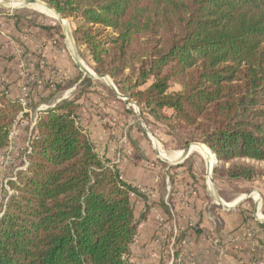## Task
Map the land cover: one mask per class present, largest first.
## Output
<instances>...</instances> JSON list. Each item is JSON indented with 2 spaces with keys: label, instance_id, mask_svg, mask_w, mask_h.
<instances>
[{
  "label": "trees",
  "instance_id": "obj_1",
  "mask_svg": "<svg viewBox=\"0 0 264 264\" xmlns=\"http://www.w3.org/2000/svg\"><path fill=\"white\" fill-rule=\"evenodd\" d=\"M42 1L72 20L93 71L113 80L147 124L216 156L214 179L250 182L261 173L264 0ZM86 81L95 83L85 78L72 97L38 114L25 169L0 210V264H131L146 219L145 211L135 218L131 196L149 207L80 125ZM9 91L0 89V152L22 111Z\"/></svg>",
  "mask_w": 264,
  "mask_h": 264
},
{
  "label": "rangeland",
  "instance_id": "obj_2",
  "mask_svg": "<svg viewBox=\"0 0 264 264\" xmlns=\"http://www.w3.org/2000/svg\"><path fill=\"white\" fill-rule=\"evenodd\" d=\"M11 1L28 0H0L2 3ZM13 15L18 19V28L11 18ZM62 19L70 28L78 61L97 75L91 67L86 49L76 44L72 20ZM38 26H51L53 29L48 31ZM59 34L62 36L60 24L31 6L14 10L0 8V89L14 84L9 95L19 99L20 88L26 83L29 107L26 118L14 126L7 147L0 152V210H3L12 194L10 182L15 180L18 171L25 169V152L36 110L52 106L68 96L70 90L76 91L74 81L77 78L81 81L85 79L70 55V38L66 37L65 41ZM20 39L37 40L42 45H28L23 50L19 45ZM48 54L64 59L74 70L71 69L72 78L66 71L63 73L50 67L45 58ZM9 79L13 83H8ZM91 81L95 82L91 87L88 81L84 82V88L88 91L80 101L79 111L86 119L94 118L104 133L99 136L95 134L97 139L92 138L94 141L90 139L95 142L99 155L110 160L111 165H116L121 177L144 194L149 207L145 210V202L131 196L135 218H139L143 211L148 218L138 225L131 248V264H264V164L250 163L257 166L258 173L261 172L250 182H226L214 179V168L207 174V165L215 167L218 163L204 158L198 150L190 151L180 165L163 162L154 149H160L170 158L187 145L203 144H182L180 138L168 136L164 127L151 119L153 124H147L137 106L141 123L133 103L126 106L108 87L109 83L114 84L113 80ZM58 84L63 88L59 92L55 89ZM65 86L67 88L64 89ZM175 89L176 86L171 91ZM80 125L85 127L82 123ZM106 145L114 148L110 154L105 149ZM120 147L126 154L123 156L121 153L116 162L118 156L115 154ZM107 153L109 156H106ZM134 175L139 177L140 182L130 181L129 176L134 178ZM244 196H247L246 199L231 210L218 205V202H239Z\"/></svg>",
  "mask_w": 264,
  "mask_h": 264
},
{
  "label": "crops",
  "instance_id": "obj_3",
  "mask_svg": "<svg viewBox=\"0 0 264 264\" xmlns=\"http://www.w3.org/2000/svg\"><path fill=\"white\" fill-rule=\"evenodd\" d=\"M15 25V24H14ZM15 27L16 28H18V25L16 26L15 25ZM18 32H19V30H18ZM20 33V32H19ZM42 42H40L39 43V41H37V40H35V41H33V42H31L29 39H20V46L22 47V49L23 50H25V46H30V47H38V46H41L42 44H41ZM45 46L47 47V43L46 44H44V48H45ZM44 50H46V48L44 49ZM45 58L47 59L46 61H47V63L50 65V67H54V68H56V69H58V70H60V71H63V73L66 71V73L67 74H72L73 73V68H70L69 66H68V64H67V62L64 60V59H58V58H56V57H54L53 55H51V54H48L47 56H45ZM71 69L73 70L72 72H71ZM70 74V75H71ZM76 75V74H75ZM69 78H72V75L69 77ZM72 80V79H71ZM68 81V80H67ZM82 81H81V79H79L78 81H77V83H75L74 84V86H75V88H76V91H77V88H78V85L81 83ZM8 83H13L10 79L8 80ZM14 84H11L10 86H8L9 87V89L11 90V87L13 86ZM74 90V89H73ZM73 90H70L69 91V95L68 96H66V97H64V98H62L61 100H59V101H57V102H55L52 106H49L48 108H50V109H53V108H55L60 102H62V101H64V100H67V99H69L70 97H72L73 95L72 94H74V92H76L75 90L73 91ZM59 96V95H58ZM58 96L56 97V98H54V100L55 99H57L58 98ZM81 101V100H80ZM41 112V111H40ZM37 114H39V113H37ZM83 117H85V116H83ZM81 115H80V111H79V121H80V123H82V125H85V127L84 126H82L83 128H85V130H86V132L88 133V134H90V138L92 139H95L96 137H95V134L97 135V136H99V135H101L102 134V132H103V130L102 129H100V127H99V124L97 123V122H95V120H94V118L93 119H86V117L85 118H83ZM98 128H99V130H98ZM104 133V132H103ZM105 135V134H104ZM92 139V140H93ZM97 139V138H96ZM91 140V141H92ZM94 141V140H93ZM95 143V142H94ZM107 146V145H106ZM122 147V146H121ZM120 147V149L119 148H117V151H116V154L115 153H113V154H115L116 156H118L117 157V159L118 160H116V162H118L119 161V158H120V156H122L121 155V153L123 154V156H124V151H122L121 148ZM125 147V146H124ZM105 149H106V151H107V149H108V153L110 154V152H111V149H114V148H112V147H105ZM120 151H119V150ZM124 149V148H123ZM125 150V149H124ZM106 154V156H109V154ZM126 154V153H125ZM126 157V156H125ZM129 166V164L128 165H126V167H128ZM128 170V169H127ZM129 179H132V180H130L132 183H135V182H140V180H139V177H137L136 175H134V178H130V176H129ZM125 180V179H124ZM126 181V180H125ZM127 182V181H126ZM128 183V182H127ZM211 185V184H210ZM210 187H212V186H210ZM165 208V207H164ZM166 209V208H165ZM147 220H148V218H146ZM146 220V221H147ZM143 222H145V220L143 221ZM147 230V229H146ZM147 233H149L148 232V230H147ZM134 244V243H133ZM132 251V250H131Z\"/></svg>",
  "mask_w": 264,
  "mask_h": 264
},
{
  "label": "water",
  "instance_id": "obj_4",
  "mask_svg": "<svg viewBox=\"0 0 264 264\" xmlns=\"http://www.w3.org/2000/svg\"><path fill=\"white\" fill-rule=\"evenodd\" d=\"M25 3H29V4H35V3H42V2H40V1H38V0H28V1H24ZM47 9H49V10H52L53 12H54V14L57 16V18L59 19V20H61L62 22H64V20L62 19V17L60 16V15H58L57 13H56V11L54 10V9H52L48 4H44V3H42ZM0 8H2V7H0ZM60 24V26H61V29H62V36L64 37V39H65V41H66V34H67V31H66V27H65V25L63 24V23H59ZM70 52V51H69ZM75 54V53H74ZM70 55H71V57H72V59L74 60V63H75V65L79 68V70H80V72L83 74V78H88V79H91V80H110V78L108 77V76H106V75H103V74H90L89 72H88V69L86 68V67H84L80 62L78 63L77 61H76V59L74 58V55H72L71 54V52H70ZM108 87L112 90V92L116 95V97L119 99V100H121V101H123L124 102V104L126 105V106H130L131 105V103L129 102V100L125 97V96H123V95H121L120 93H118V91H117V89H116V87L114 86V84L113 83H109V85H108ZM133 105L135 106V113H136V116H137V118H138V120L142 123V121H141V119H140V116L138 115V108H137V105L135 104V103H133ZM46 109H50V108H46ZM195 146H203V145H199V144H196ZM190 148H191V146L190 145H187L181 152H182V156H181V159L179 160V161H177V162H175V163H173V164H170L168 161H166V160H163V159H160L161 161H163V162H166V163H169L170 165H174V166H177V165H180L187 157H188V155H189V153H190ZM209 150V149H208ZM154 151L156 152V154H157V151L154 149ZM210 151V150H209ZM214 156V161H215V164H217L218 163V159L216 158V156L215 155H213ZM214 167L213 166H211V168H209V165H207V167H206V169H207V174L209 175L210 174V169H211V171H212V169H213ZM210 179V181L212 182V179L211 178H209ZM246 197L247 196H244L236 205H234L233 207H231V208H227L226 206H224L223 204H221L220 202H218L219 204V206H223L224 207V209H227V210H231V209H233L234 207H236L240 202H242V201H244L245 199H246Z\"/></svg>",
  "mask_w": 264,
  "mask_h": 264
},
{
  "label": "bare ground",
  "instance_id": "obj_5",
  "mask_svg": "<svg viewBox=\"0 0 264 264\" xmlns=\"http://www.w3.org/2000/svg\"><path fill=\"white\" fill-rule=\"evenodd\" d=\"M24 6L25 7L31 6L37 12H39L42 15H44L48 19L53 20V21H55L57 23H63L65 25L66 31H67L66 37L70 38V43H71L70 51H71V54L74 55V58L79 63L80 61H78L77 55L74 54L75 50H74V46H73V43H72L69 26L67 27L66 22H62L61 20H59L52 10L47 9L42 3L29 4V3L20 2V1H11L10 3H2V2H0V7H2V9H6V10H14V9H18V8H23ZM67 49H68V47H67ZM88 72H89V69H88ZM89 73L92 74L91 72H89ZM194 150H198L203 155L204 158H211V159H213V162H214L213 154L207 148L205 149L204 146H201V147L191 146L190 151H194ZM157 152L163 158V160L165 159L166 161L170 162V164H171V162L175 163V162L179 161L181 159V156H182V152H177L173 157L168 158L163 152H161L160 149H157ZM209 168H211V166H209ZM209 183L211 184V182H209ZM210 186H212V188L214 190L213 185L211 184ZM213 195H214V193H213ZM255 197H257V196L255 195ZM237 203L238 202H234V203H231V204L224 203L223 205L226 206L227 208H231L234 205H236Z\"/></svg>",
  "mask_w": 264,
  "mask_h": 264
},
{
  "label": "built area",
  "instance_id": "obj_6",
  "mask_svg": "<svg viewBox=\"0 0 264 264\" xmlns=\"http://www.w3.org/2000/svg\"><path fill=\"white\" fill-rule=\"evenodd\" d=\"M20 92H21V96L19 97L18 101L21 104L22 111L19 113V115L16 117V119L13 122V125H12L10 133H9V140H10L11 132H12L14 126L22 119L23 114L27 113L29 110L28 101H27L26 83L24 84V86L22 88H20ZM44 110H47V109L42 108V109L36 110V112L34 114V118H33L32 127L34 126L36 119L38 117L37 113H39L40 111H44ZM0 217H1V214H0Z\"/></svg>",
  "mask_w": 264,
  "mask_h": 264
}]
</instances>
